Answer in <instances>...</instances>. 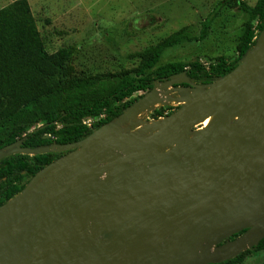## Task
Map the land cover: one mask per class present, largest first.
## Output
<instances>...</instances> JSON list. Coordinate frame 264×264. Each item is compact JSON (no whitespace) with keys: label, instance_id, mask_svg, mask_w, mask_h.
<instances>
[{"label":"water","instance_id":"95a60500","mask_svg":"<svg viewBox=\"0 0 264 264\" xmlns=\"http://www.w3.org/2000/svg\"><path fill=\"white\" fill-rule=\"evenodd\" d=\"M157 106L178 110L146 137L116 123ZM117 120L75 144L0 151V161L69 152L0 207V264H214L259 246L264 31L224 78L173 76Z\"/></svg>","mask_w":264,"mask_h":264},{"label":"trees","instance_id":"16d2710c","mask_svg":"<svg viewBox=\"0 0 264 264\" xmlns=\"http://www.w3.org/2000/svg\"><path fill=\"white\" fill-rule=\"evenodd\" d=\"M228 6L237 7L250 19L235 60L219 57L208 65L196 60L159 66L168 49L205 42L212 23ZM263 31L264 0H258L254 7L244 0H221L202 22L198 36L187 27L132 54L130 59L140 60L139 67L111 81L108 75L77 76L72 65L75 47L49 53L28 0H17L0 9V151L18 142L32 150L78 143L121 118L157 83L176 75L184 73L190 81L203 86L213 84L240 65ZM138 93L142 95L135 97ZM176 110L163 107L152 114L154 119H160ZM68 153L16 154L0 161V207L22 193L41 170ZM259 252H264V239L249 251ZM241 261L239 256L214 264Z\"/></svg>","mask_w":264,"mask_h":264},{"label":"rangeland","instance_id":"374dc122","mask_svg":"<svg viewBox=\"0 0 264 264\" xmlns=\"http://www.w3.org/2000/svg\"><path fill=\"white\" fill-rule=\"evenodd\" d=\"M15 1L0 0V9ZM219 1L28 0L49 53L75 47L72 65L77 76L108 75L111 81L116 80L112 77L139 67L140 60L130 59L132 54L155 46L187 27L198 36L202 22L212 14ZM257 1L244 0L251 7ZM249 21V15L237 7H225L212 23L205 42L168 49L159 66L196 60L208 65L219 57L233 61L238 57V45ZM161 93L174 95L173 90ZM163 107L157 106L155 111ZM127 117L116 121L121 130L145 137L144 127L159 121L152 113ZM133 123L136 126H132ZM201 128L200 125L193 131ZM53 149L60 151L58 147ZM249 251L241 252L237 257L241 256L242 261L236 264H264V252L250 254Z\"/></svg>","mask_w":264,"mask_h":264},{"label":"bare ground","instance_id":"6f19581e","mask_svg":"<svg viewBox=\"0 0 264 264\" xmlns=\"http://www.w3.org/2000/svg\"><path fill=\"white\" fill-rule=\"evenodd\" d=\"M212 121H213V118L212 117L209 118V119H207L203 124H201V127L202 128L200 130H202L203 128L209 126L212 123Z\"/></svg>","mask_w":264,"mask_h":264},{"label":"flooded vegetation","instance_id":"af4514ba","mask_svg":"<svg viewBox=\"0 0 264 264\" xmlns=\"http://www.w3.org/2000/svg\"><path fill=\"white\" fill-rule=\"evenodd\" d=\"M242 235V234H241ZM238 237H239V235H238ZM238 237H233L231 240H235V239H237Z\"/></svg>","mask_w":264,"mask_h":264},{"label":"built area","instance_id":"2783aa9c","mask_svg":"<svg viewBox=\"0 0 264 264\" xmlns=\"http://www.w3.org/2000/svg\"><path fill=\"white\" fill-rule=\"evenodd\" d=\"M87 123H88V125H90L91 124V121H88Z\"/></svg>","mask_w":264,"mask_h":264}]
</instances>
